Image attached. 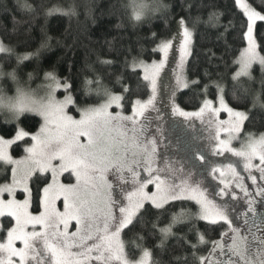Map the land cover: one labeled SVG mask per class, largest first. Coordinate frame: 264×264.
Returning a JSON list of instances; mask_svg holds the SVG:
<instances>
[{
	"label": "snow or ice",
	"instance_id": "6c2138e0",
	"mask_svg": "<svg viewBox=\"0 0 264 264\" xmlns=\"http://www.w3.org/2000/svg\"><path fill=\"white\" fill-rule=\"evenodd\" d=\"M260 3L264 6V0ZM235 4L243 10L240 34L246 47L233 74V81L243 91L233 98L243 110L229 105L221 81L209 83L187 75L193 33L183 17L175 21V36L153 33L156 46L152 54L159 53L161 59L149 63L141 58L143 53L132 58L131 67L143 72L145 87L150 85L151 92L146 99L131 103V114H125L124 101L133 89L119 78L120 94L105 88L104 102L92 104L91 93L100 94L101 89H93L91 80L85 81L81 95L67 78L60 80L54 68L43 70L45 92L37 99L34 91L20 84L16 70L0 71V76L15 81L17 90L3 105L9 127L0 129V218H10L7 226L0 221V264H264V230L254 227L246 213L234 217L239 212L236 205L211 199L202 176L161 156L159 140L149 131L145 116L154 110L157 77L179 41L173 113L206 122L211 154L231 153L242 162L247 177L233 163L210 166L212 178L224 185L221 196L224 189L235 185L247 198L246 180L257 187V195L264 196V134L258 138L248 134L239 148L232 146L252 118L253 109L264 110V23L257 24L264 22V7L257 10L243 0H235ZM25 7L32 10L30 5ZM144 8V4L134 3L137 21ZM51 11L71 14L60 8ZM216 19L212 15L209 22ZM46 46V42L41 45ZM0 53L10 58L13 49L0 43ZM38 53L39 49L35 55ZM257 68L261 87L255 92L246 85L254 82ZM41 70L37 64L29 78ZM212 87L216 91L214 99H209ZM61 89L62 97L57 95ZM183 90L200 94L197 111L186 112L177 105L176 93ZM221 113L228 118L221 120ZM37 123L39 127L32 131ZM13 146L22 150L19 158L11 154ZM198 158L203 159L204 154ZM61 200L62 209L57 206ZM232 200L239 201V194L234 193ZM189 202L198 206L197 212L189 211ZM248 205L252 211L251 201ZM241 215L243 226L236 223ZM130 235L134 241L128 239ZM131 243H135L134 251ZM156 251L160 257L170 258H158Z\"/></svg>",
	"mask_w": 264,
	"mask_h": 264
},
{
	"label": "trees",
	"instance_id": "16d2710c",
	"mask_svg": "<svg viewBox=\"0 0 264 264\" xmlns=\"http://www.w3.org/2000/svg\"><path fill=\"white\" fill-rule=\"evenodd\" d=\"M243 2L250 3L257 10L264 7L260 0ZM134 3H142L148 9L139 21L134 17ZM25 5H30L32 10ZM54 8L71 14L52 12ZM212 15L217 19L209 22ZM180 17L193 31L187 75L193 79L204 78L209 83L221 81L229 105L237 106L233 97L240 95L243 89L235 84L233 74L238 68L236 61L245 42L240 34L243 12L235 0H0V42L13 49L10 58L8 54H1L0 62L5 70H16L20 81L32 84V88L44 81L43 70L53 68L60 80L67 78L81 95L85 81L91 80L93 89H101L100 94L91 93L89 103L92 104L105 99L102 92L105 88L121 93L119 78L126 84L130 83L133 89L124 101V112L127 113L131 111L132 102L140 97L146 99V93H150V86L145 87L147 82L143 81L141 71H134L131 67L132 58L143 53L141 58L147 62L156 60L159 53L152 54V48L156 46L152 43L153 33L170 37L175 21ZM230 21H235V24L231 25ZM260 23L264 22H257L258 25ZM43 42H46V47H41ZM38 49L39 53L35 55ZM24 56L31 59H17ZM37 64L42 70L30 79L29 74ZM136 72H139V77ZM259 81L257 68L254 82L250 81L246 86L258 92L261 87ZM215 91V87L210 89L209 99H214ZM57 95H61V90ZM176 97L180 108L187 111L196 110L201 104L200 94L188 90L178 91ZM237 107L243 110L242 105ZM248 107H252L251 103ZM34 119L39 120L38 117ZM38 126L35 124L31 130ZM6 127L9 125L0 118V129ZM244 131L256 135L264 133V110L253 109ZM11 152L18 156L22 150H15L13 146ZM188 209L195 213L198 206L189 202ZM9 219L2 218L6 226ZM128 239L134 241L135 238L130 235ZM149 248L153 250L151 245ZM130 250H135V243L130 244ZM156 256L165 261L170 258L168 255L160 257L158 251Z\"/></svg>",
	"mask_w": 264,
	"mask_h": 264
},
{
	"label": "rangeland",
	"instance_id": "374dc122",
	"mask_svg": "<svg viewBox=\"0 0 264 264\" xmlns=\"http://www.w3.org/2000/svg\"><path fill=\"white\" fill-rule=\"evenodd\" d=\"M146 10L148 11L147 8H144V14L147 13ZM175 35H176V23L174 25V32L170 37ZM245 47H246V43L244 48ZM178 48H179V41H176L174 50L170 51L168 59L164 67L160 70L156 80L154 110L145 113V116L149 118L148 121L150 124L149 131L155 133L157 139L159 140V144L157 146V152L161 156H167L168 158L176 161L178 167L181 164H183L186 170L193 172L197 177L202 176L205 181V186L208 188L209 196L211 199H214L217 203H221V204L227 202L230 205H236L239 209V212L233 213V216L235 217L237 215H240V213H246L250 223H253V226L255 227L257 225L254 224V222L252 221V215L254 213L256 214L264 213V196H260L256 194L258 190L257 187L251 185V182L246 180L245 186L248 187L250 193V195L247 198L243 197V193H240L239 189L235 188V185H232L231 188L224 189V195L221 196L220 192L221 189L224 188V185L220 184L219 180H214L212 178V175L210 174V166H215L219 168V167H223L228 163H233L237 167L238 172L241 175L247 177V173L244 172L243 170L242 162L239 160V158L232 156L231 153H224L223 155L211 154V151L208 148V143H209L207 139L208 132L205 130L206 122L202 124L201 121L195 117L191 119H185L184 117L173 113L171 95H172V89L175 87L176 84L174 72L176 70L177 63L179 61ZM1 54H5V53H0V55ZM161 58L162 57L159 54V57L156 60L158 61ZM186 59H188V57ZM0 71L4 73L13 72V71L5 70L1 62H0ZM141 75L143 77L142 71H141ZM43 83L44 81L39 83L36 88H32V84H29L27 82L23 83L22 81H20V84L23 85L26 89H31L37 94L35 97L37 99L39 98V96H42L45 92ZM0 89L3 90L2 92H0V95H3L4 97L3 99H0V118L2 119L3 122H5V114H4L5 109L3 105L7 102L8 98L9 99L14 98L17 95L16 83L10 77L0 76ZM150 92H151V86H150ZM115 94H120V93H115ZM60 96L62 97V89ZM103 102L104 100L101 103ZM182 110L186 112H194L197 111L198 109L192 111H187L184 109ZM112 111H117V109L113 108ZM73 114L76 115V118H79L78 113L75 114L73 111ZM125 114H131V111ZM227 118L228 117L226 113L220 114L221 120H226ZM158 128L159 131L157 130ZM248 134H253L255 137L258 138L261 134L264 133L256 135L254 133H246L243 129L242 132L240 133L239 139L233 141L232 146L234 148H239L241 146V142L246 140ZM223 135L224 134L222 133V136ZM201 153L204 154L203 159L198 158L200 157ZM20 155H22V153ZM20 155L18 156L13 155V156L19 158ZM216 175L218 176L219 173H217ZM256 175L258 176L259 173H256ZM149 189L154 190L153 186L151 185H149ZM234 193L239 194L240 196L239 201L232 200V195ZM18 198H22V196L18 194ZM248 201H251L252 211H248V207H249ZM57 206L62 209V200L57 201ZM2 218H0V221H2ZM236 223L243 226L242 215L240 216V219L236 221ZM242 231H246V229L242 227ZM3 235L6 236V231ZM17 246H19V244H17Z\"/></svg>",
	"mask_w": 264,
	"mask_h": 264
},
{
	"label": "flooded vegetation",
	"instance_id": "af4514ba",
	"mask_svg": "<svg viewBox=\"0 0 264 264\" xmlns=\"http://www.w3.org/2000/svg\"><path fill=\"white\" fill-rule=\"evenodd\" d=\"M252 221L254 222V224L260 226L262 230H264V213H254L252 215Z\"/></svg>",
	"mask_w": 264,
	"mask_h": 264
},
{
	"label": "clouds",
	"instance_id": "9594fccd",
	"mask_svg": "<svg viewBox=\"0 0 264 264\" xmlns=\"http://www.w3.org/2000/svg\"><path fill=\"white\" fill-rule=\"evenodd\" d=\"M4 114H5V115L7 114L5 110H4Z\"/></svg>",
	"mask_w": 264,
	"mask_h": 264
}]
</instances>
